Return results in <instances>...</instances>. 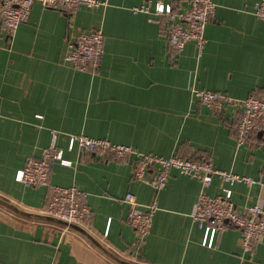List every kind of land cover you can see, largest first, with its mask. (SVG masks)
Masks as SVG:
<instances>
[{"label":"crops","instance_id":"0c3cea01","mask_svg":"<svg viewBox=\"0 0 264 264\" xmlns=\"http://www.w3.org/2000/svg\"><path fill=\"white\" fill-rule=\"evenodd\" d=\"M105 1L73 15L36 2L29 19L1 40L0 264H264V239L245 252L235 227L209 243L192 218L199 180L172 170L166 187L156 191L135 178L134 156L106 161L68 148L70 135L86 134L146 153L205 157L264 181V137L252 132L243 145L237 141L242 106L213 110L191 91L264 96V19L255 13L260 0H213L204 50L189 42L180 55L171 49L166 16L156 22L153 14L132 11L144 0ZM161 1L184 9L189 0ZM98 27L105 35L100 66L75 69L64 59L69 41ZM53 132L72 164L55 161L50 181L86 193L93 211L87 234L40 217L48 188L16 179L26 157H40ZM225 186L214 177L207 192L221 194ZM232 190L238 210L264 205V184L236 183ZM129 191L142 205H158L143 241L126 222Z\"/></svg>","mask_w":264,"mask_h":264},{"label":"built area","instance_id":"2783aa9c","mask_svg":"<svg viewBox=\"0 0 264 264\" xmlns=\"http://www.w3.org/2000/svg\"><path fill=\"white\" fill-rule=\"evenodd\" d=\"M39 2L44 7L59 9L68 14L76 13L81 7H100L105 0H0V45L4 33L15 34L20 24L27 21L33 5ZM213 0H189L184 9L175 7L161 0H144L132 7L134 13L144 12L156 16H166L167 36L175 55H180L189 42H194L199 53L206 46V27L216 12ZM256 15L264 19V0L255 4ZM105 54V35L101 28L78 33L68 43L65 61L75 69H97ZM193 95L207 107L222 111L228 103L242 106V119L238 126L237 141L243 145L252 132L264 137V96H248L235 99L227 94L192 86ZM3 114L0 110V120ZM57 133L53 132L50 144L45 147L40 157L29 155L23 168L16 173V179L28 186H46L48 188L47 205L41 210L42 215L61 219L67 223L89 229L93 211L86 201V193L76 185H57L50 181L52 165L55 161L71 165L72 161L64 157L63 149L57 146ZM78 147L102 160H126L135 157L134 175L137 180L152 186L156 191L164 189L172 170L191 176L202 183L194 204L192 218L209 235L212 243L215 235L230 227L240 230L241 247L245 252L253 251L264 239V205L255 202L243 211L238 210L232 200V187L236 183L249 186L263 185L262 177H253L218 168L208 158L185 157L181 155L162 156L139 151L134 147L95 138L86 134H72L68 148ZM218 177L226 186L223 192L211 195L207 188ZM124 201L130 205L126 222L135 230L140 240H144L153 225L156 203L142 205L137 195L129 191Z\"/></svg>","mask_w":264,"mask_h":264},{"label":"water","instance_id":"95a60500","mask_svg":"<svg viewBox=\"0 0 264 264\" xmlns=\"http://www.w3.org/2000/svg\"><path fill=\"white\" fill-rule=\"evenodd\" d=\"M15 210H18V209L15 208ZM26 214H27V213H26ZM39 216L42 217V218H46V219H50V220H54V221H58V222L65 223V224H67L68 226L74 227V228H76V229H78V230H80V231H82V232H84V233L87 234L86 230H85L84 228L78 226V225L71 224V223L69 224V223H67V222H65V221H63V220H61V219H56V218H53V217H50V216H47V215H39Z\"/></svg>","mask_w":264,"mask_h":264}]
</instances>
